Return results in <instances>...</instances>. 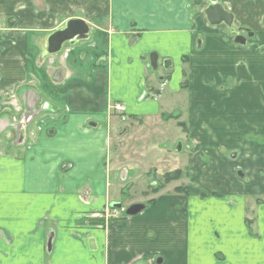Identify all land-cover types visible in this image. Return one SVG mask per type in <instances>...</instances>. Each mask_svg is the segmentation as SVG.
<instances>
[{"label":"crops","instance_id":"crops-1","mask_svg":"<svg viewBox=\"0 0 264 264\" xmlns=\"http://www.w3.org/2000/svg\"><path fill=\"white\" fill-rule=\"evenodd\" d=\"M222 4L253 39L189 0H0V264H264V0ZM68 19L88 38L45 54ZM115 136L139 144L140 171L109 163ZM235 152H259L253 187ZM198 167L203 188L177 190ZM149 173L160 191L111 207Z\"/></svg>","mask_w":264,"mask_h":264},{"label":"rangeland","instance_id":"rangeland-1","mask_svg":"<svg viewBox=\"0 0 264 264\" xmlns=\"http://www.w3.org/2000/svg\"><path fill=\"white\" fill-rule=\"evenodd\" d=\"M115 115H116V117L118 116V114H115ZM116 121H117V126H118V131L119 132H123V130L125 129L124 133H126V134L129 133L128 127L125 126V125H122L123 121H120L118 118H116ZM121 135H123V134H121ZM129 139L130 138L127 137L125 140H120L118 137H116V136L114 137V140H115L114 144H115V148H116L117 152H110L109 163H111V164L115 163L114 167H120V166H124L126 164H129L130 161H135L136 162V166H137V170L140 171L139 170L140 162H139V157H138V154L140 152V150L138 148L139 144L137 142H130ZM261 142L264 144V141H261ZM243 144H244V146L251 147V148H254V147L257 146V144L255 142L254 143H245V142H243ZM129 145L131 147H135L136 150H137V152H131L132 157L130 159H129V155H130L129 152H124L125 150H127L129 148ZM261 146H263V145L261 144ZM112 148H113V146H112ZM194 153L197 155V157H196V159H197L196 166H199L200 164H203L201 162V158H202L201 156L203 155V153L202 152H194ZM235 153H237L236 156H235ZM235 153H233L234 154V157H232L233 161H232V159L229 158V156H227V159L231 160V162H233V164H235V167L237 168L233 172V174H234V182L236 181L240 185L241 184L242 185L246 184V186L248 184L251 187H253V185L255 184L253 181H255L256 176L254 175V173L252 171V168H251L252 166L251 167H247L246 165H249V163H250V165L251 164L252 165L253 164H258V160H259L258 157L259 156H257V154L259 152H235ZM227 154L229 155L230 152H227ZM249 154H250V156H249ZM207 158H209V157H207ZM147 161L148 160H146V163H147ZM143 165H144V161L142 163V166ZM147 165H148V163H147ZM152 165H153V163H152ZM115 172H117V171H115ZM205 174H206V169H204L203 167H198L195 172H190L189 171V175L188 176L184 175V173H183V175H182L183 180L181 181V183L180 182H177V183L181 184V185H186V187L177 188V190H180L181 192L186 193V194L189 193L191 195V193L195 190V188L192 187V184H194L195 186H197L199 188H203V186L200 185L199 183L203 182ZM142 177L143 176H141V179L145 182V178L144 177L142 178ZM260 177H261V180H264V173H260ZM146 179H147L146 180L147 183L150 180V181H155L156 184L155 185L149 184L151 188L148 187V186H147L148 188H138L137 187L138 184H136V187L132 188V189H130L128 187H125L124 184H121V186H119V188H118L119 193H117V196H116L117 198H120V199H118L116 201H118V202H120L122 204L123 203L127 204L129 199L138 198L141 193H143V194L147 193V195H148L147 197H150L151 196L150 192L156 193L157 191H160L163 186H165V184L162 183V181H163V176L162 175L154 176V175L149 173V174L146 175ZM116 181H117V179H116ZM226 183H228V182L226 181ZM231 184L232 183H230V185H228V189H229L228 191L229 192L234 191L236 193H242L243 197L244 196L247 197L248 195H249V197H247V198H251L252 197L251 193H249L247 191V188H245V191L242 192V190L238 187V185H231ZM204 190L206 192L213 191V192L217 193V190H219V188L213 186L210 189L205 188ZM243 190H244V188H243ZM164 191H166V190H164ZM168 191H171V189H169ZM220 191H222V190H220ZM225 192H227V191H225ZM246 192L249 193V194H246ZM228 194H229V196H231V198H232V196H234V194H230V193H228ZM213 195L214 196H218L219 194L218 195L213 194Z\"/></svg>","mask_w":264,"mask_h":264},{"label":"water","instance_id":"water-1","mask_svg":"<svg viewBox=\"0 0 264 264\" xmlns=\"http://www.w3.org/2000/svg\"><path fill=\"white\" fill-rule=\"evenodd\" d=\"M205 16L210 24L216 25L220 22H224L230 26L232 21V14L224 11L220 6H216L211 9L205 10ZM89 27L83 19H68L61 28L50 33L46 39V54H55L61 51L63 45L67 42L74 43L79 40L88 38ZM111 207H121V203H112ZM144 206L136 203L128 206L125 210L126 215H135Z\"/></svg>","mask_w":264,"mask_h":264},{"label":"flooded vegetation","instance_id":"flooded-vegetation-1","mask_svg":"<svg viewBox=\"0 0 264 264\" xmlns=\"http://www.w3.org/2000/svg\"><path fill=\"white\" fill-rule=\"evenodd\" d=\"M196 1V3L194 4V2ZM190 2V5H191V8L193 6V11H196V12H199L201 13L202 15L201 16H205V10H207L208 8H215L216 6H220L224 11L228 12V13H231L230 11H228L222 4V0H189ZM232 14V13H231ZM207 20V18H206ZM207 22L209 23V21L207 20ZM220 23H223L227 26L228 30H229V33H233V31H237V33L235 34L234 36V39H235V42H238V43H243L245 44L247 40L249 39H253L254 37V32L250 29H247V28H234L233 27V15H232V21H231V24L230 26L227 25L226 23L224 22H220ZM52 33V32H51ZM49 35V34H48ZM47 37V36H46ZM46 48V47H45ZM125 111V110H124ZM116 114H118L120 117L123 115V112H116L114 111ZM121 121V120H120ZM16 122V121H15ZM237 155V153H235V156ZM234 157V154L233 156ZM202 194V193H201ZM200 194V195H201Z\"/></svg>","mask_w":264,"mask_h":264},{"label":"trees","instance_id":"trees-1","mask_svg":"<svg viewBox=\"0 0 264 264\" xmlns=\"http://www.w3.org/2000/svg\"><path fill=\"white\" fill-rule=\"evenodd\" d=\"M180 175H182L181 171H175V172H166L163 176H164V181H170L172 179H176L178 177H180Z\"/></svg>","mask_w":264,"mask_h":264},{"label":"built area","instance_id":"built-area-1","mask_svg":"<svg viewBox=\"0 0 264 264\" xmlns=\"http://www.w3.org/2000/svg\"><path fill=\"white\" fill-rule=\"evenodd\" d=\"M116 109H117V110H122V109H123V107H122V106H120V105H116Z\"/></svg>","mask_w":264,"mask_h":264}]
</instances>
